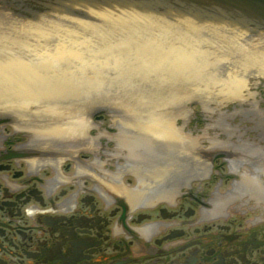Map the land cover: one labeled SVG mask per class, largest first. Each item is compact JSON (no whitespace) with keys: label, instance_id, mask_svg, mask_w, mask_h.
Wrapping results in <instances>:
<instances>
[{"label":"water","instance_id":"obj_1","mask_svg":"<svg viewBox=\"0 0 264 264\" xmlns=\"http://www.w3.org/2000/svg\"><path fill=\"white\" fill-rule=\"evenodd\" d=\"M263 111L264 0H0V128L40 147L102 135L134 174L141 149L148 190L178 160L156 149L192 154Z\"/></svg>","mask_w":264,"mask_h":264},{"label":"flooded vegetation","instance_id":"obj_2","mask_svg":"<svg viewBox=\"0 0 264 264\" xmlns=\"http://www.w3.org/2000/svg\"><path fill=\"white\" fill-rule=\"evenodd\" d=\"M221 125L192 154L156 149L178 160L148 190L141 149L134 174L102 135L49 149L0 128V264H264V127Z\"/></svg>","mask_w":264,"mask_h":264}]
</instances>
